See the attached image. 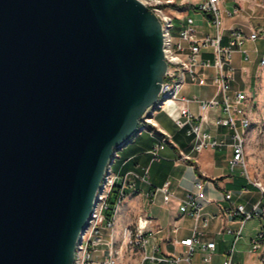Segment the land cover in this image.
Wrapping results in <instances>:
<instances>
[{
    "label": "water",
    "instance_id": "obj_1",
    "mask_svg": "<svg viewBox=\"0 0 264 264\" xmlns=\"http://www.w3.org/2000/svg\"><path fill=\"white\" fill-rule=\"evenodd\" d=\"M166 66L137 0H0V264L73 263Z\"/></svg>",
    "mask_w": 264,
    "mask_h": 264
},
{
    "label": "built area",
    "instance_id": "obj_2",
    "mask_svg": "<svg viewBox=\"0 0 264 264\" xmlns=\"http://www.w3.org/2000/svg\"><path fill=\"white\" fill-rule=\"evenodd\" d=\"M137 1L160 22L162 51L167 63L156 102L141 116L137 133L145 131L156 139L149 149L150 161L163 158L161 151L168 145H176L171 135L161 130L154 121V114L163 111L178 129H183L191 138L188 150L179 149L177 157L180 161L189 162L206 149H220L226 145L225 139L214 134L217 127H226L231 131L229 169L239 168L240 174L259 193L250 208L237 204L225 211L231 220L237 221L238 227L225 229L232 239L218 264H239L233 255L245 222L251 218L264 220V184L250 177L246 168L245 140L251 125L250 110L254 98L250 90L234 87L237 70L234 54H239L241 61L246 62L249 52L245 43L264 39V29L253 23L254 7L260 6V3L251 0L253 7L247 12L244 0ZM235 18L243 22L233 20ZM259 64L264 66V54ZM189 84L199 87L210 85L214 93L207 99L182 95L183 87ZM190 103L197 104V113L189 109ZM211 109H219L222 116H216L209 123L206 113ZM147 171L148 167L141 175L135 176L147 182ZM126 176L113 172L111 166L106 168L96 191L91 217L75 245L72 264H217L212 259L215 242L203 241L198 232V227H207L213 217L205 211V205L210 200L203 191L200 179H196L193 190L186 192L178 201L179 213L193 220L191 236L172 240L173 244L181 246L178 253L165 254L161 251L158 243L161 228L152 227V218L146 213L137 215L133 223L124 226L117 239L115 225L119 207L127 196ZM155 194H160L164 203L172 197L167 182L154 186L147 193L151 197ZM230 197V193L224 195L225 199ZM176 230V227L172 228L173 232ZM263 243L264 228L248 240L247 252L254 255V264H264Z\"/></svg>",
    "mask_w": 264,
    "mask_h": 264
},
{
    "label": "crops",
    "instance_id": "obj_3",
    "mask_svg": "<svg viewBox=\"0 0 264 264\" xmlns=\"http://www.w3.org/2000/svg\"><path fill=\"white\" fill-rule=\"evenodd\" d=\"M257 50H259L257 47L253 48V51ZM242 62L239 54L235 53L236 80L244 73L250 78V70ZM257 65L258 68L261 66L259 61ZM234 87L240 88L237 82ZM181 93L188 97L197 96L200 99H207L213 95L214 89L210 85L199 87L189 84L183 87ZM189 109L194 113L198 112L196 103H190ZM216 116H222L219 109H211L206 113L209 123ZM154 121L161 130L171 135L176 145L166 146L161 151L163 158L150 161L149 149L156 139L149 133L141 131L136 133L124 147L116 151L110 165L111 170L120 176L126 174L128 182L125 188L127 196L121 203L116 218V238H119L120 231L124 226L133 223L137 215L146 213L152 218V227L161 228L158 235L161 251L165 254L178 253L181 246L173 244L172 240L191 236L193 227V220L179 213L178 201L186 192L192 191L193 182L200 179L203 191L210 200V203L205 205V211L213 217L207 227L199 226L198 232L201 233L203 241L215 242L212 259L214 263L218 264L222 261L232 239L225 229L238 227L237 221L231 220L225 211L232 209L237 204H244L247 209L250 208L259 197L258 190L240 174L239 168L232 171L229 169L228 160L231 157L229 135L231 131L226 127L219 126L214 131L218 138L225 139L226 145L220 149H206L198 153L192 161L187 162L177 159L178 150H188L191 138L184 133L183 129H178L163 111L154 114ZM146 167H148L147 182H143L135 174L141 175ZM165 182L168 183L172 193V197L167 203L162 201L160 194H155L152 197L147 195L154 186H161ZM226 193H230L229 199L224 198ZM254 195H258V197L251 201ZM173 227L177 228L175 232L172 231ZM247 250L246 253H248ZM238 257H240V250L234 253L233 259ZM144 264L151 263L145 262Z\"/></svg>",
    "mask_w": 264,
    "mask_h": 264
},
{
    "label": "rangeland",
    "instance_id": "obj_4",
    "mask_svg": "<svg viewBox=\"0 0 264 264\" xmlns=\"http://www.w3.org/2000/svg\"><path fill=\"white\" fill-rule=\"evenodd\" d=\"M257 2L260 3V6L254 7L253 23L258 25L259 29H264V0H257ZM243 6L247 12H250L253 7L251 0H244ZM233 20L242 21L238 18ZM231 21H228V23ZM204 27L206 30L210 31V28ZM173 33L176 34V31H173ZM245 47L249 52V60L242 63L248 66L250 78L244 73L237 77L236 82L243 90H247L249 87L254 98L250 110L251 125L246 132L245 140L246 168L250 177L259 179L264 184V66L258 68L257 65L260 55L264 52V39H258L255 42H247L245 43ZM254 47H257L259 50L253 51ZM257 197L258 195H254L251 201L256 200ZM263 228L264 220L251 218L245 222L242 229V238L237 243V251L240 250V257L234 259L237 263L254 264L252 260L254 255L246 253L249 247L248 240L253 238L256 233ZM262 250H264V243L262 245Z\"/></svg>",
    "mask_w": 264,
    "mask_h": 264
}]
</instances>
